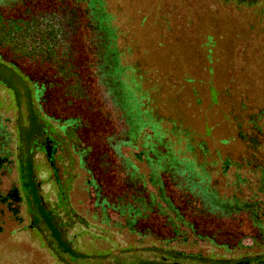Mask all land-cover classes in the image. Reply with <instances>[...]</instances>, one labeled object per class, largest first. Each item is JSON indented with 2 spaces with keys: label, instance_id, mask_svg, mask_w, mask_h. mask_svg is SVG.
Instances as JSON below:
<instances>
[{
  "label": "trees",
  "instance_id": "1",
  "mask_svg": "<svg viewBox=\"0 0 264 264\" xmlns=\"http://www.w3.org/2000/svg\"><path fill=\"white\" fill-rule=\"evenodd\" d=\"M30 1L32 4L36 2ZM66 1L70 7L61 6L51 12L36 7L32 11L23 9L21 0H0V47H11L20 56L27 54L34 58L42 55L49 65L56 64L61 68L60 64L72 52L70 39L76 34L77 7L83 3V17L90 20V43L96 66L94 74L97 83L104 88L101 96L111 102L114 115L125 120L135 118L134 112L137 116H146V97L137 91L140 82H150L153 90L158 92L162 88L175 96L179 94L182 82H191L186 75L179 80L171 70H166L168 74L160 73L156 66L139 64L131 57L136 50V29L149 22V8L144 3L134 4L130 0ZM158 3L162 7L158 8L155 21L159 40L156 47L163 48L168 40L175 43L178 35L186 41L193 37L194 45L200 50L201 84L211 86V64L219 65L223 70V82L217 89L213 88V92L221 121L230 135L218 139L219 148L213 151L203 143L199 145L204 158L213 153L214 157L197 165L190 156L192 148L188 145L186 133L178 135L177 145L184 143L182 150L155 122L150 128L154 142L148 143L152 154L148 160L151 164L149 181L155 195L147 193L143 185L134 187L141 178L133 168L128 172L127 161L121 159L120 171L126 177L124 191H130L128 199L131 204L126 201L124 206L111 209L123 218L125 227L137 235L140 232L135 231L136 218H145L139 209L144 211L146 208L153 215L152 224L155 226L151 228L150 236L159 242L157 247L150 248L158 257L155 264H264V253L227 259L216 255L206 257L199 251L185 252L171 246L172 243L185 246L190 237L191 246L206 242L225 252L234 250L219 241L220 222L233 221L250 231L239 234L237 246L242 247L241 240L248 237L252 241L250 246L259 242V246L264 247V0H181V15L163 13L164 1L158 0ZM225 22L234 27L230 29L221 52L218 50L223 41L220 28ZM4 58L0 53V83L8 87V81L18 82L21 74L14 63L6 62ZM137 69L140 71L136 79L133 73ZM21 76L27 78L24 74ZM68 87L72 88L70 84ZM44 89L42 84L35 86L38 97ZM203 96L208 100L205 94ZM148 120L137 119L132 129L123 133L118 141L113 137L106 138V148L120 159L119 148L134 141L154 122ZM26 121V128L17 134L18 145L14 154L6 148V137L0 133V232L9 223L13 225L9 233L33 230L46 238L47 246L54 254V251H60L72 256L70 242L42 203L33 173V151L41 141L52 140L47 137L33 110L28 112ZM65 122L76 126L79 119ZM169 126L174 129L175 123L170 122ZM205 128V131L212 129ZM13 163L16 165L17 187L12 182L6 187L2 182L10 174ZM102 204L108 207V203L102 201ZM133 205L139 207L134 209ZM20 206L25 207L29 220L26 226H22ZM209 223H216L212 231L207 229Z\"/></svg>",
  "mask_w": 264,
  "mask_h": 264
},
{
  "label": "rangeland",
  "instance_id": "2",
  "mask_svg": "<svg viewBox=\"0 0 264 264\" xmlns=\"http://www.w3.org/2000/svg\"><path fill=\"white\" fill-rule=\"evenodd\" d=\"M21 1L23 9L29 11L36 7L38 10L54 12L61 6H71L66 0H35L34 4L30 0ZM130 1L134 4L144 3L150 12L147 25L136 29L134 33L136 50L135 53L132 52L131 57L137 59L139 64L156 66L160 73L168 74L166 70H171L176 79H184L183 75L191 79L190 83L181 81L182 88L176 96L162 88L158 90L159 95L157 90L152 89L150 82H140L137 91L146 97V116H137L134 112L135 118L125 120L119 115H114L108 102L101 96V84L97 83L98 79L94 74L96 66L94 49L90 43V20L83 17V3L77 7L79 16L76 34L70 39L72 52L60 64L61 68H57L56 64L49 65L42 55H36L34 58L27 54L20 56L11 47H0V53L5 56L4 60L14 63L19 73L28 78L19 75L18 82L13 83L8 79V87L0 83V133L3 138L6 137V148L14 154L18 145L17 134L26 128L30 109L40 119L47 137L53 141V147L50 150L51 157L48 158L44 152L47 144L43 145L44 142L41 141L42 145L40 142V145L36 146L32 154L34 178L39 185L42 203L53 215L65 239L70 242L72 254L69 256L60 251H54L57 255L54 254L48 248L46 238L33 230L24 229L9 233L13 229V225L9 223L0 232V264L157 263V255L150 250L151 247L159 245V242L150 236L151 228L155 226L152 224L153 215L146 208L144 211L139 209L145 218H136L135 231L140 232L137 235L130 232L125 227L123 218L111 209L124 206L126 201L131 204L128 199L130 191H124L126 177L124 172L120 171L119 161L126 160L127 171L130 172L133 168L140 176V182L134 185L135 188H141L143 185L147 193L155 195L149 181L151 164L148 161L152 158L148 143L154 142L151 140L150 128L155 122L175 145L180 138L178 135L186 133L188 145L192 148L190 156L197 165L214 157L213 153L211 157L204 158L198 149L199 145L203 143L209 151H213L219 148L218 139L230 135L229 129L225 128L221 121L220 108L215 103L213 92V88L217 89L223 82V70L219 65L211 64V86L201 84L200 50L194 45L193 37L186 41L178 35L175 43L168 40L163 48L156 47L159 40L155 21L157 11L162 5L158 0ZM163 1V13L182 14L181 0ZM192 7L190 4V9ZM221 26L223 41L218 50L222 52L230 29L234 26L230 22ZM139 71L137 69L133 73L136 79ZM126 74H129V71H126ZM40 84L45 89L38 97L35 86ZM69 84L74 90H70L72 88L68 87ZM203 94L208 100L204 99ZM68 118L79 119V123L74 126L63 122ZM137 119H152L154 122L144 128L134 141L131 140L129 144L120 147L121 158H116L110 149L106 148V138L120 140L123 133L132 129ZM58 120L60 122H57ZM170 122L175 123L173 130L169 126ZM205 127L212 129L205 131ZM183 144L181 142L176 147L180 146L183 150ZM15 168L13 163L10 174L2 182L6 187H9L11 182L17 187ZM102 201L108 203V207H105ZM133 207L135 209L139 206ZM24 208L20 206L22 226L28 225L29 221ZM214 224H208V231L214 229ZM220 229L219 241L227 243L229 249L233 247L234 250L225 252L206 242H196L191 246L190 237L186 239L185 246L175 243L171 246L185 252L199 251L206 257L216 255L227 259L264 253V247L259 246V242L250 246L252 241L248 237L241 240L242 247L236 245L239 234L250 233L246 227H240L233 221H225L223 224L220 222Z\"/></svg>",
  "mask_w": 264,
  "mask_h": 264
},
{
  "label": "flooded vegetation",
  "instance_id": "3",
  "mask_svg": "<svg viewBox=\"0 0 264 264\" xmlns=\"http://www.w3.org/2000/svg\"><path fill=\"white\" fill-rule=\"evenodd\" d=\"M101 84V83H100ZM101 93H104V88L102 87L101 88ZM107 102V101H106ZM108 104L110 105V108H111V102H108ZM159 109V111L161 112V110H160V108H158ZM68 119H70V118H68ZM67 120V119H66ZM65 120V121H66ZM65 121H63V122H65ZM67 124V123H66ZM68 127H70V126H68ZM71 129V128H70ZM45 143H43L44 145L45 144H47L46 145V147H45V149H44V152H45V155L49 158V157H51V154H50V150L52 149V141H48V140H45L44 141Z\"/></svg>",
  "mask_w": 264,
  "mask_h": 264
}]
</instances>
